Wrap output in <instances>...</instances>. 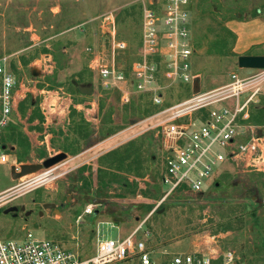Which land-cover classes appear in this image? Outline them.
<instances>
[{
	"label": "rangeland",
	"instance_id": "rangeland-1",
	"mask_svg": "<svg viewBox=\"0 0 264 264\" xmlns=\"http://www.w3.org/2000/svg\"><path fill=\"white\" fill-rule=\"evenodd\" d=\"M159 1L0 0V61L6 60L15 76L19 99L4 133L10 164L20 168L61 153L68 156L53 167L57 180L36 189H25L26 182L40 172L13 180L11 171L0 167V193L13 191L12 201L0 209V239L22 242L31 232L88 257L98 240L127 237L144 222L139 237L149 249L195 237L223 254L233 253L235 263L264 264V172L224 165L203 195H173L160 206V216L154 215L153 200L163 195L156 127L163 117L152 119L194 92L226 87L235 74L240 79L258 74H242L238 58L264 55L262 46L249 41L264 31V0H191L197 86L176 83L165 89L161 106L149 94H135L121 105L89 68V49L100 50L104 64H110V43L102 37L100 18L125 6L116 12L117 32L129 51L117 57L116 66L129 74L138 60L141 8ZM74 81L93 86V94H81ZM261 88L239 124L259 127L257 134L264 136ZM138 196L145 199L144 206L130 217L128 209ZM45 204H55L60 213L44 209ZM90 206L92 214H84ZM11 207L25 211L6 215Z\"/></svg>",
	"mask_w": 264,
	"mask_h": 264
},
{
	"label": "built area",
	"instance_id": "built-area-1",
	"mask_svg": "<svg viewBox=\"0 0 264 264\" xmlns=\"http://www.w3.org/2000/svg\"><path fill=\"white\" fill-rule=\"evenodd\" d=\"M190 4L191 0H162L142 8L138 60L132 63L129 74L116 66L117 57L129 51L126 42L119 39L116 11L101 16L102 37L110 43V64H104L100 50L89 49V68L99 74L102 87L116 96L118 103L128 105L135 94H149L153 103L161 106L165 89L176 83L193 86L197 81ZM262 85L264 70L247 79L235 74L226 87L194 93L152 118L163 117L156 127L165 166L161 177L163 195L153 212L173 195H203L226 164L264 172V136L257 134L261 128L239 124L247 117L242 115L249 104L258 101ZM17 86L6 60L0 61V167L10 171L13 165L5 149L4 132L17 106ZM246 93L249 97L241 102ZM232 100L233 105L228 106ZM243 139L246 142L242 143ZM52 176L53 168L42 170L26 182L25 189L47 186L57 180ZM12 196V190L0 193V209L12 201ZM93 210L90 206L84 214H92ZM143 225L125 238L98 240L94 254L85 258L78 250L31 232L22 242L0 239V264H124L135 258L141 264H155L147 242L139 237ZM218 258L222 264H234L236 260L231 252L217 258L215 253L183 254L174 256L169 264H212Z\"/></svg>",
	"mask_w": 264,
	"mask_h": 264
},
{
	"label": "crops",
	"instance_id": "crops-1",
	"mask_svg": "<svg viewBox=\"0 0 264 264\" xmlns=\"http://www.w3.org/2000/svg\"><path fill=\"white\" fill-rule=\"evenodd\" d=\"M124 7L125 6H121L120 8H115V9H113L111 11H116V12L117 11H121L122 9H124ZM111 11H109V12H111ZM109 12L107 11L104 14L109 13ZM141 12H142V8H141L140 13ZM192 12H193V10H192V3H191L190 4V28H191V36H192ZM104 14H102V15H104ZM192 40H193V36H192ZM249 41L252 42L251 44L259 45V46H262V48H264V31L263 32H258L256 34L251 35V39ZM241 56H264V55L251 53V54H242ZM251 71L252 70H241L242 74H248ZM17 94H18V92H17ZM18 102H19V99L17 97V106H16L15 111L13 112L12 115H14L15 113H17ZM4 139H5V137H4ZM4 142H5V140H4ZM4 144H6V143H4ZM5 147H7V146L5 145ZM10 150H11V148H10ZM160 152L162 154V151H160ZM8 153H9V150H8ZM162 158H163V154H162ZM226 165H228V164H226ZM230 166L236 168L233 165H230ZM164 168H165V166H164V159H163V171L161 173V177H162V174L164 172ZM223 168H224V166H223ZM223 168H222V170H223ZM161 187H162V192H163L164 188H163L162 184H161ZM180 194H183V193H180ZM180 194H177V195H180ZM139 200H141V201H139ZM132 201H133V204L128 209L129 216L130 217L133 215V213L138 212L139 208H141V207L144 206L145 199L142 196H140V197L138 196L137 199L132 200ZM153 201L157 205V203L160 200L158 199V200H153ZM161 210L158 212V215H159V213H161ZM138 221H139V217L137 218V222ZM119 238H125V237H119ZM194 239H195V237L194 238H188V239H185L184 241H178V242L173 243V244L172 243L171 244H167V245L161 246V247H159L157 249H149V248L148 249H149V251L151 253L152 260L154 261L155 264H169L172 261V259H173L174 256H176V255H183V254L210 255L211 253H215L216 258L223 255V253L220 251V249L211 248L210 245L208 246V244L205 243V242H199V243H197L196 242L197 239H195V240ZM211 246H212V244H211ZM83 257L85 258V256H83ZM133 260H138V259L135 258V259H132V260H129V261H133ZM129 261H127L126 263H128ZM218 261H221L222 262V259L221 258H218L215 261H213L212 264H214L215 262H218ZM126 263H124V264H126ZM138 263L141 264L139 260H138Z\"/></svg>",
	"mask_w": 264,
	"mask_h": 264
},
{
	"label": "water",
	"instance_id": "water-1",
	"mask_svg": "<svg viewBox=\"0 0 264 264\" xmlns=\"http://www.w3.org/2000/svg\"><path fill=\"white\" fill-rule=\"evenodd\" d=\"M238 68L240 70H252V71H260L264 70V56H241L238 58ZM198 82L194 83V88L197 86ZM73 85L78 88L81 94L86 96H91L93 94V86H90L88 88H84L80 86L76 81L73 82ZM195 93V92H194ZM6 149V147H5ZM68 159V156L66 153L58 154L52 158L47 159L42 164L39 165H24L21 166L19 169V172L17 171L16 167H12L11 169V175L13 180H19L25 176L41 172L42 170H48L51 169L62 162H65ZM44 209H50L54 210L56 214H59L60 212L56 209L55 204H45L43 206ZM25 211V208L22 207L21 209H18L17 207H11L4 211L6 215L8 214H14L17 215L18 213H22ZM30 212L25 213L26 216L29 215ZM238 264V263H234Z\"/></svg>",
	"mask_w": 264,
	"mask_h": 264
},
{
	"label": "trees",
	"instance_id": "trees-1",
	"mask_svg": "<svg viewBox=\"0 0 264 264\" xmlns=\"http://www.w3.org/2000/svg\"><path fill=\"white\" fill-rule=\"evenodd\" d=\"M162 207V206H161ZM158 208L156 211H155V214L154 215H156V217H159L160 215H158L157 213L162 209V208ZM150 210H151V208H150ZM258 217V216H257ZM255 218H256V216H255ZM257 220H258V218H256ZM262 243H263V247H264V234H262ZM238 264H240V262L238 263Z\"/></svg>",
	"mask_w": 264,
	"mask_h": 264
},
{
	"label": "bare ground",
	"instance_id": "bare-ground-1",
	"mask_svg": "<svg viewBox=\"0 0 264 264\" xmlns=\"http://www.w3.org/2000/svg\"><path fill=\"white\" fill-rule=\"evenodd\" d=\"M48 103H51V101L49 100V102Z\"/></svg>",
	"mask_w": 264,
	"mask_h": 264
},
{
	"label": "flooded vegetation",
	"instance_id": "flooded-vegetation-1",
	"mask_svg": "<svg viewBox=\"0 0 264 264\" xmlns=\"http://www.w3.org/2000/svg\"><path fill=\"white\" fill-rule=\"evenodd\" d=\"M7 148V147H6ZM8 149V148H7ZM9 150V149H8Z\"/></svg>",
	"mask_w": 264,
	"mask_h": 264
}]
</instances>
